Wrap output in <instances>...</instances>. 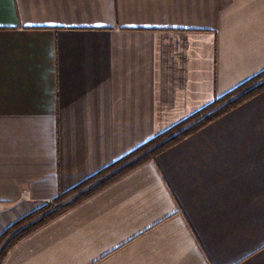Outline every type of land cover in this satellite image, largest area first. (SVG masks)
<instances>
[{
    "label": "crops",
    "instance_id": "crops-1",
    "mask_svg": "<svg viewBox=\"0 0 264 264\" xmlns=\"http://www.w3.org/2000/svg\"><path fill=\"white\" fill-rule=\"evenodd\" d=\"M263 70L264 0H0V235ZM0 264H264V89Z\"/></svg>",
    "mask_w": 264,
    "mask_h": 264
},
{
    "label": "trees",
    "instance_id": "trees-1",
    "mask_svg": "<svg viewBox=\"0 0 264 264\" xmlns=\"http://www.w3.org/2000/svg\"><path fill=\"white\" fill-rule=\"evenodd\" d=\"M262 89H264V70L257 74L256 76L246 80L245 82L241 83L240 85L236 86L232 90L228 91L224 95H221L219 97H215L208 105L204 106L200 110L194 112L184 120L180 121L179 123L169 127L165 131L157 134L156 136L152 137L150 140H148L146 143H144L142 146L134 150L132 153L125 156L123 159L114 162L110 166H107L106 168L102 169L100 172L96 173L95 175L91 176L90 178L86 179L79 185L75 186L74 188L59 193L54 199L50 200V203H56L61 197L74 192L78 191L83 185H87L90 181H93L97 177L101 176L104 172L108 171L110 168L120 166L121 167L114 171L113 173L107 175L106 177L100 179L97 181L93 186L86 192L80 193L76 200L74 201L77 203L78 201L88 197L93 192L97 191L98 189L102 188L104 185L108 184L110 181L114 180L115 178L119 177L120 175L128 172L129 170L135 168L136 166L140 165L141 163L152 159L155 157L156 154L159 152L169 148L176 142L180 141L181 139L187 137L188 135L194 133L196 130L204 126L206 123L211 121L212 119L220 116L221 114L227 112L228 110L234 108L235 106L239 105L240 103L246 101L247 99L253 97L255 94L260 92ZM74 203V204H75ZM71 207V206H70ZM69 208V207H68ZM64 208L62 210H55L54 213L47 212L49 219H53L56 215L61 214L66 209ZM39 209L32 210L28 214L22 216L17 221H15L13 224L8 226L0 235V243L9 237L11 234V237L7 240L5 243V247L3 248V251L0 255V258L2 259L7 252V250L18 240L25 237L30 232L37 229L40 225L33 227L35 224H33L29 229L26 227H20L24 221H26L28 218H31L34 216ZM57 212V213H56ZM47 217V218H48ZM42 222V221H41ZM44 223V222H43ZM42 223V224H43ZM33 227V228H32ZM19 230V231H18ZM0 259V261H1Z\"/></svg>",
    "mask_w": 264,
    "mask_h": 264
},
{
    "label": "rangeland",
    "instance_id": "rangeland-1",
    "mask_svg": "<svg viewBox=\"0 0 264 264\" xmlns=\"http://www.w3.org/2000/svg\"><path fill=\"white\" fill-rule=\"evenodd\" d=\"M120 167H121V165L120 166L113 167V168H110L108 171L104 172L101 176L97 177L93 181H90L87 185H83L78 191L71 192V193H69V194L61 197L56 203L55 202L54 203H50L48 201V202H45V203L40 204L38 207H36L34 209V210L39 209V211L34 216H32L31 218H28L26 221H24L23 224L20 227H23V228L26 227L27 229H29L33 224H35L33 227L38 226L40 224H41L40 226H42L43 224H45L48 221L52 220V219H49L51 216L48 217L47 212L54 213L55 210H57V212H58L59 210H62L64 208H68V207L74 205V203H75L74 201L76 200L77 196L80 193H84V192L88 191L93 186V184H95L100 179L106 177L107 175L113 173L114 171L118 170ZM11 235H13V234H11ZM11 235L9 237H7L6 239H4L0 243V255H1L2 251H3V248L5 247L4 246L5 243L11 237ZM1 261H2V259H1Z\"/></svg>",
    "mask_w": 264,
    "mask_h": 264
}]
</instances>
